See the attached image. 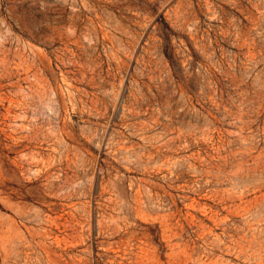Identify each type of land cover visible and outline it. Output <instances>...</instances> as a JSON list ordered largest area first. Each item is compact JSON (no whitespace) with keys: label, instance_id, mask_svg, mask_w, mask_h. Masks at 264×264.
<instances>
[{"label":"rangeland","instance_id":"obj_1","mask_svg":"<svg viewBox=\"0 0 264 264\" xmlns=\"http://www.w3.org/2000/svg\"><path fill=\"white\" fill-rule=\"evenodd\" d=\"M0 264H264V0H0Z\"/></svg>","mask_w":264,"mask_h":264}]
</instances>
